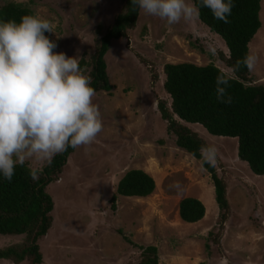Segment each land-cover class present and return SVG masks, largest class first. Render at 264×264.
Instances as JSON below:
<instances>
[{"label": "rangeland", "instance_id": "374dc122", "mask_svg": "<svg viewBox=\"0 0 264 264\" xmlns=\"http://www.w3.org/2000/svg\"><path fill=\"white\" fill-rule=\"evenodd\" d=\"M6 3L22 4L50 21L54 53L63 52L80 63L90 61L96 40L121 12L124 0H0V6ZM260 7L261 27L248 48L259 57L251 82L264 86V0ZM219 53L228 56L223 41L198 19L169 26L142 11L127 38L111 43L105 61L112 89L93 98L103 130L87 149L73 150L57 180L46 188L53 210L51 227L38 241L41 264H138L139 249L118 231L137 247H156L159 264H264V177L238 160L237 139L212 136L198 124L182 123L218 150L215 171L226 184L230 209L220 231L209 173L201 161L176 147L158 111L160 102L168 109L171 104L163 87L166 64H212L233 78ZM80 69L89 74V67ZM25 164L38 171L47 165ZM134 169L154 179V193L146 198L118 197L112 211L110 199L119 180ZM174 181L184 186L182 195L169 189ZM185 198L204 205L200 222L180 220L178 205ZM23 242L24 236H0V249Z\"/></svg>", "mask_w": 264, "mask_h": 264}, {"label": "trees", "instance_id": "16d2710c", "mask_svg": "<svg viewBox=\"0 0 264 264\" xmlns=\"http://www.w3.org/2000/svg\"><path fill=\"white\" fill-rule=\"evenodd\" d=\"M199 7V0H188ZM35 0H30L34 3ZM261 0H233L229 23L213 18L208 8L200 7L199 22L223 41L228 56L219 53V60L230 69L238 59L249 54V44L261 27L259 19ZM139 9L133 10L131 0H124L121 12L96 40L95 52L89 62L80 61V68L89 67L87 76L95 93L110 92L112 87L106 72L105 56L113 41L126 39L136 27ZM24 15L35 14L22 4L6 3L0 6V20L20 21ZM45 35L49 38L48 33ZM50 39V38H49ZM164 90L168 94L170 109L160 102L158 111L166 123V132L175 137V145L200 160L199 148L207 145L185 124H198L212 136L237 139V158L247 165L258 177H264V86L251 82L250 72L241 66L239 72L230 79L228 93L232 96L230 105L217 102L215 78L223 73L210 64L197 66L189 63L166 64ZM69 147L56 155L50 164L38 171L39 179L33 181L31 169L25 164L17 166L11 182L0 176V236H24L19 245L0 249V260H10L15 264L28 261L41 264L38 241L43 238L52 224L53 201L46 188L57 180L68 156L73 152ZM214 187V199L219 210L220 231L229 216L226 198V184L217 176L215 167L204 164ZM154 179L142 170H129L119 180L116 193L111 197L114 211L118 197L146 198L155 191ZM182 222L196 224L205 216V207L194 198L182 199L178 205ZM125 242L139 249L138 264H159L157 249L153 246L137 247L128 237L118 231ZM220 234V233H219ZM210 234L209 236H211ZM218 241V236L213 242Z\"/></svg>", "mask_w": 264, "mask_h": 264}, {"label": "clouds", "instance_id": "9594fccd", "mask_svg": "<svg viewBox=\"0 0 264 264\" xmlns=\"http://www.w3.org/2000/svg\"><path fill=\"white\" fill-rule=\"evenodd\" d=\"M133 10L157 17L171 26L190 24L208 8L214 19L229 23L233 0H199V7L188 0H131ZM54 33V25L34 15L19 22L0 20V176L11 182L16 167L26 162L50 164L69 147L87 149L103 130L91 78L81 72L78 58L54 53L56 43L45 33ZM259 62L254 53L238 59L229 71L241 66L253 72ZM231 77L218 73L215 78L217 102L230 105ZM201 165L215 167L218 150L214 145L199 148ZM195 158V153H192ZM30 177L39 179L32 168ZM169 189L182 195L179 181Z\"/></svg>", "mask_w": 264, "mask_h": 264}, {"label": "bare ground", "instance_id": "6f19581e", "mask_svg": "<svg viewBox=\"0 0 264 264\" xmlns=\"http://www.w3.org/2000/svg\"><path fill=\"white\" fill-rule=\"evenodd\" d=\"M210 192V191H209ZM213 194V193H212Z\"/></svg>", "mask_w": 264, "mask_h": 264}]
</instances>
